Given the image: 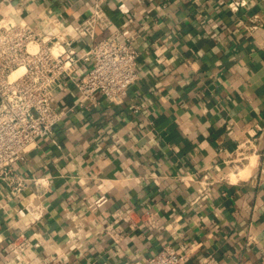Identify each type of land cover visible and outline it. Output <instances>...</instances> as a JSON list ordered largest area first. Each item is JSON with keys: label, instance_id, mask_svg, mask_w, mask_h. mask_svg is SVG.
<instances>
[{"label": "crops", "instance_id": "0c3cea01", "mask_svg": "<svg viewBox=\"0 0 264 264\" xmlns=\"http://www.w3.org/2000/svg\"><path fill=\"white\" fill-rule=\"evenodd\" d=\"M228 1L0 0V21L34 30L81 22L98 4L111 23L94 39L119 34L138 50L120 102L76 104L70 80L55 88L54 141L16 164L22 192L0 180V264H133L164 246L185 264H264V0L235 12ZM89 41L77 40L81 52ZM203 174L213 182L200 190ZM99 194L106 203L89 207ZM116 223L115 238L105 226ZM20 233L31 244L16 258Z\"/></svg>", "mask_w": 264, "mask_h": 264}, {"label": "built area", "instance_id": "2783aa9c", "mask_svg": "<svg viewBox=\"0 0 264 264\" xmlns=\"http://www.w3.org/2000/svg\"><path fill=\"white\" fill-rule=\"evenodd\" d=\"M245 4L246 0H229L227 8L235 12ZM110 23L98 4L93 5L85 19L75 24H62L52 18L34 30L18 16L0 21V180L12 194L22 192L27 180L16 171V164L25 159L39 139L53 140V128L62 117L55 105L54 91L62 80L72 82L78 96L76 104H82L96 96L108 102H120L136 79L138 50L129 38L110 34L94 39L96 29H106ZM83 38L90 41L81 52L76 42ZM79 61H90L91 65L78 73L76 64ZM212 182L203 174L198 179L200 190ZM107 200L105 194H99L88 206L99 208ZM29 212L34 221L42 211L37 206ZM120 217L127 222V227H134L129 214L116 211L113 219ZM116 224L105 226L115 238L119 236V223ZM77 229L76 226L68 230V236L74 237ZM30 244V239L20 233L8 247L17 258ZM133 264H185V255L164 246ZM197 264L222 263L207 254Z\"/></svg>", "mask_w": 264, "mask_h": 264}]
</instances>
